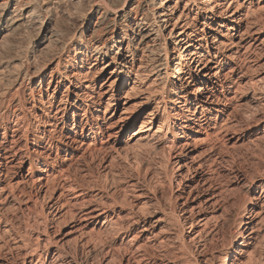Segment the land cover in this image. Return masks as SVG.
<instances>
[{"label":"rangeland","instance_id":"obj_1","mask_svg":"<svg viewBox=\"0 0 264 264\" xmlns=\"http://www.w3.org/2000/svg\"><path fill=\"white\" fill-rule=\"evenodd\" d=\"M228 3L223 23L205 29L209 43L215 37L224 47L227 87L220 93L223 78L214 80L221 103L211 99L207 123L183 140L174 97L159 105L171 112L167 132L161 109L140 105L132 87H100L112 69L102 73V64L89 76L100 113L92 110L94 128L84 137L70 119L68 127L58 123L52 144L46 137L39 146L35 128L13 133L14 120L0 112V264H65L73 249L75 264H176L178 249L188 264H227L233 249L230 264H264V0ZM210 61L208 68L217 62ZM199 85L187 89L198 113ZM52 96L44 101L55 100L54 115L61 97ZM36 114L50 130L53 120ZM96 208L106 219L88 214ZM190 214L192 227L183 223Z\"/></svg>","mask_w":264,"mask_h":264},{"label":"bare ground","instance_id":"obj_2","mask_svg":"<svg viewBox=\"0 0 264 264\" xmlns=\"http://www.w3.org/2000/svg\"><path fill=\"white\" fill-rule=\"evenodd\" d=\"M229 1L0 0V112L6 109L8 118L14 120L13 133L22 128L26 132L35 128L38 135L35 142L39 146L46 137L52 144L58 138V123L68 127L70 119L73 133L84 137L87 129L91 132L94 128L88 124L93 117L92 110L97 115L100 113V102L91 91L96 80L89 81V76L97 64H102L99 69L102 73L112 69L100 87L128 85L141 97L140 105H155L152 112L160 108L164 95L174 97L170 109L182 126L178 140H183L188 130L207 123L208 114L203 112H209L207 106L211 99L221 103L219 91L213 87L214 80L223 78L218 85L220 93L225 90L224 85L227 87L228 79L220 72L224 47L215 37L209 43L210 33L205 29L209 30L211 24L223 23L232 4ZM229 17H232L230 24L237 21L234 13ZM197 24L202 26L201 30ZM208 58L217 60L214 67L208 68L211 62ZM192 82H200L195 95L204 96L200 102L205 107L200 113L190 107L187 89ZM50 91L61 97L54 115L55 100L44 101V96L54 98ZM7 98L12 102L5 107ZM160 109L161 125L168 132L171 112L165 104ZM37 110L48 122L53 120V124H47L50 130L39 126ZM80 112L85 123L77 125ZM31 118L35 123H31ZM146 118L140 121L141 126ZM165 140L159 139L156 143H165ZM94 213L96 219L103 216L106 219V211L96 208L88 214ZM192 215L183 218V223L190 221V227ZM160 255L166 258L167 254ZM236 255L233 249L227 264ZM74 256V249L67 251L65 264H75ZM174 256L180 262L176 264L189 263L183 250L178 249ZM68 258L72 261H67Z\"/></svg>","mask_w":264,"mask_h":264}]
</instances>
